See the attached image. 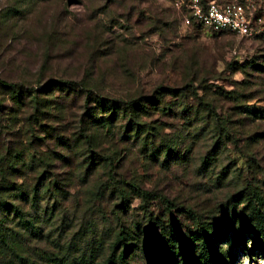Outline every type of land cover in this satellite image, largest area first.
Wrapping results in <instances>:
<instances>
[{
    "label": "rangeland",
    "instance_id": "obj_1",
    "mask_svg": "<svg viewBox=\"0 0 264 264\" xmlns=\"http://www.w3.org/2000/svg\"><path fill=\"white\" fill-rule=\"evenodd\" d=\"M238 1L250 36L183 28L171 0H0L22 88L0 86V264H181L183 236L204 264L205 232L264 264V0Z\"/></svg>",
    "mask_w": 264,
    "mask_h": 264
},
{
    "label": "built area",
    "instance_id": "obj_2",
    "mask_svg": "<svg viewBox=\"0 0 264 264\" xmlns=\"http://www.w3.org/2000/svg\"><path fill=\"white\" fill-rule=\"evenodd\" d=\"M183 28L204 26L212 31L231 30L242 36L255 32L250 6L241 1L171 0Z\"/></svg>",
    "mask_w": 264,
    "mask_h": 264
},
{
    "label": "trees",
    "instance_id": "obj_3",
    "mask_svg": "<svg viewBox=\"0 0 264 264\" xmlns=\"http://www.w3.org/2000/svg\"><path fill=\"white\" fill-rule=\"evenodd\" d=\"M224 2V1H221ZM0 86H5L8 87L13 95L15 97H20L22 95L21 91V85L17 82H12L8 83L6 80L0 79ZM46 86H43L41 90H45ZM40 90H37L36 92H39ZM34 92V91H33ZM22 102V101H21ZM33 102L36 104H40V100L38 98L33 99ZM104 107L108 106L110 109H116L117 106V101L115 100H110L106 98H101L99 101ZM141 104L137 100H133L129 104V111L130 112H137L138 109H140ZM128 111V112H129ZM134 130H136V135L140 136L141 129L137 125L134 127ZM164 201L168 202L167 199L163 198ZM254 229L256 232V235L260 238V240L263 242L264 246V211L260 210L258 212V218L256 223L254 224ZM245 230V229H244ZM242 228L238 230V239L243 241V232L244 231ZM199 240H201V246H202V251H201V256L199 258L200 263L204 264H230V262L224 257V254L220 252V249L216 246V242L213 241L212 233L211 232H205L203 233V237H201ZM182 243V256H183V261L181 264H192L193 261V256L189 254L187 244L189 243V240L187 237L183 236L181 239ZM124 256V253L122 254Z\"/></svg>",
    "mask_w": 264,
    "mask_h": 264
}]
</instances>
